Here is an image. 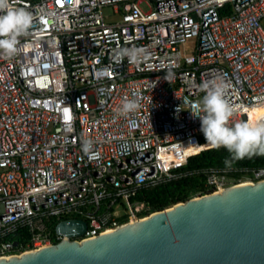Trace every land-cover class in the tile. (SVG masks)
<instances>
[{
    "label": "built area",
    "instance_id": "obj_1",
    "mask_svg": "<svg viewBox=\"0 0 264 264\" xmlns=\"http://www.w3.org/2000/svg\"><path fill=\"white\" fill-rule=\"evenodd\" d=\"M16 6L33 14V25L14 56L0 55V257L60 241L56 225L69 217L85 222L70 237L80 240L154 211L136 191L176 176L175 167L212 146L199 142L193 116L204 81L231 85L233 122L264 118V0ZM189 39L193 52L184 55ZM123 48L144 55L117 62ZM125 99L138 107L122 115ZM229 170L204 169L198 194L264 178V164L236 179Z\"/></svg>",
    "mask_w": 264,
    "mask_h": 264
},
{
    "label": "water",
    "instance_id": "obj_2",
    "mask_svg": "<svg viewBox=\"0 0 264 264\" xmlns=\"http://www.w3.org/2000/svg\"><path fill=\"white\" fill-rule=\"evenodd\" d=\"M84 229L83 220L63 219L56 230L65 238L0 257V264H264V178L196 194L112 231L70 239Z\"/></svg>",
    "mask_w": 264,
    "mask_h": 264
},
{
    "label": "clouds",
    "instance_id": "obj_3",
    "mask_svg": "<svg viewBox=\"0 0 264 264\" xmlns=\"http://www.w3.org/2000/svg\"><path fill=\"white\" fill-rule=\"evenodd\" d=\"M32 25L33 14L25 7L16 6V0H0V55L14 56L19 50V38L26 35ZM143 55V49L123 48L117 52L115 59L120 62L127 58L130 63H138ZM230 87L223 77L204 81L200 85L204 95L197 101L196 114L193 115L200 121L205 141L229 153L224 160L228 169L246 157L264 156V118L233 122L231 118L236 109L226 98ZM137 107L135 100L125 99L118 111L127 115ZM90 149L91 142L85 141L83 151L87 154Z\"/></svg>",
    "mask_w": 264,
    "mask_h": 264
},
{
    "label": "trees",
    "instance_id": "obj_4",
    "mask_svg": "<svg viewBox=\"0 0 264 264\" xmlns=\"http://www.w3.org/2000/svg\"><path fill=\"white\" fill-rule=\"evenodd\" d=\"M199 142H206L202 133ZM228 157L229 153L224 148L217 149L213 146L205 148L191 155L185 163L175 167L173 170L178 173L176 176L148 187L139 188L134 197L148 202L151 210L162 209L175 202L186 200L201 190L205 178L204 169L208 167L225 168L224 160ZM263 164L264 156L246 157L236 161L227 174L234 179L241 178L246 174V168ZM13 237L18 241L22 239L18 234Z\"/></svg>",
    "mask_w": 264,
    "mask_h": 264
},
{
    "label": "rangeland",
    "instance_id": "obj_5",
    "mask_svg": "<svg viewBox=\"0 0 264 264\" xmlns=\"http://www.w3.org/2000/svg\"><path fill=\"white\" fill-rule=\"evenodd\" d=\"M141 5L144 6V7H146V5L144 3H142ZM262 25L264 27V22H262ZM134 32H135V34L139 35L140 34V27L139 26H136L134 28ZM193 48H194L193 39H189L186 43L182 44L181 47H180L181 52L184 55L192 54Z\"/></svg>",
    "mask_w": 264,
    "mask_h": 264
},
{
    "label": "snow or ice",
    "instance_id": "obj_6",
    "mask_svg": "<svg viewBox=\"0 0 264 264\" xmlns=\"http://www.w3.org/2000/svg\"><path fill=\"white\" fill-rule=\"evenodd\" d=\"M66 111V115H67V110H65Z\"/></svg>",
    "mask_w": 264,
    "mask_h": 264
}]
</instances>
